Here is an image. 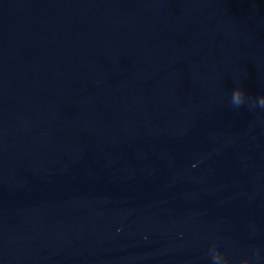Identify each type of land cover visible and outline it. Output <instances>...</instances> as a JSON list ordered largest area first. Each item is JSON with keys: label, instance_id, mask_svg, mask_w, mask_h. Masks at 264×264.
I'll return each mask as SVG.
<instances>
[{"label": "water", "instance_id": "1", "mask_svg": "<svg viewBox=\"0 0 264 264\" xmlns=\"http://www.w3.org/2000/svg\"><path fill=\"white\" fill-rule=\"evenodd\" d=\"M237 87L264 95V0H0V264L264 257Z\"/></svg>", "mask_w": 264, "mask_h": 264}, {"label": "clouds", "instance_id": "2", "mask_svg": "<svg viewBox=\"0 0 264 264\" xmlns=\"http://www.w3.org/2000/svg\"><path fill=\"white\" fill-rule=\"evenodd\" d=\"M230 104L235 109L248 105L250 110H254L257 107L264 110V95L253 97L249 95L244 88L237 87L231 94ZM209 252L212 264H232L228 254L222 252L217 244H213ZM261 259H264V257H261V249L257 248L252 251L251 256L243 258L240 264H260Z\"/></svg>", "mask_w": 264, "mask_h": 264}]
</instances>
